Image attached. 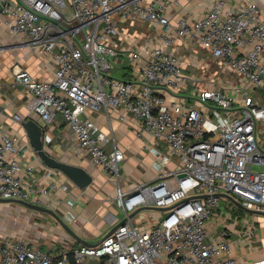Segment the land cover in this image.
<instances>
[{"label": "built area", "instance_id": "obj_1", "mask_svg": "<svg viewBox=\"0 0 264 264\" xmlns=\"http://www.w3.org/2000/svg\"><path fill=\"white\" fill-rule=\"evenodd\" d=\"M180 1L0 0L5 27L55 66L51 80L15 66V81L31 96L27 107L46 124L63 118L78 146L118 182L113 202L128 219L94 246L64 242L50 252L28 239L0 238V264H239L228 230L213 236L207 222L220 206V194L264 212V103L257 97L264 89V1L208 0L201 16H183L173 24L168 8ZM116 18L146 21L159 30L161 43L120 49L114 41ZM180 39L193 40L231 69L232 86L214 83L184 93L188 78L171 50ZM124 54L132 78L111 73ZM101 108L108 114L130 112L143 132L166 144L158 152L162 168L155 182L121 187L124 152H107L108 134L82 117ZM119 118L126 120V113ZM19 143L12 133L0 142V197L41 203L47 189L32 183L35 167L8 157ZM200 195L206 197L193 198ZM146 206L171 208L152 209L164 214L154 212L157 218L143 226L130 214ZM109 219L119 218L110 212Z\"/></svg>", "mask_w": 264, "mask_h": 264}, {"label": "crops", "instance_id": "obj_2", "mask_svg": "<svg viewBox=\"0 0 264 264\" xmlns=\"http://www.w3.org/2000/svg\"><path fill=\"white\" fill-rule=\"evenodd\" d=\"M255 1L263 2L264 0ZM207 4L208 0H181L178 5L168 8L170 21L175 24L183 16L199 17L205 12ZM2 19L0 15V46L5 42V45H2L5 46L3 51H0V142L5 133L17 134L20 137L17 150L10 153L8 157L25 161L35 167L36 173L32 177V183L36 187L47 189L46 194H41L40 204L55 209L83 238L89 242H96L95 240L102 239L113 226L123 220L121 218L112 223L109 217H106L107 212L117 214L112 206H114L113 200L118 182L110 181V174L95 165L91 160V155L78 146L70 127L60 115L55 117L52 124H46L40 114L29 110L27 104L31 96L24 85L15 81V66L27 69L36 78L49 80L54 78L55 66L47 60V57L40 56L31 46L17 42L19 38L5 27ZM116 20L119 35L115 37L114 41L120 49L127 48L131 51L141 48L146 50L161 43L159 30L146 21L133 23L130 20L117 18ZM140 22L146 25L145 28L139 27ZM4 30L7 32L3 34ZM171 50L181 60L190 91L195 87L200 89L205 88L204 85L209 86V82H212L211 80L217 74L227 77V70L225 72L221 70L216 59L191 39L177 40ZM117 67L121 70V73L117 74L118 76L134 77L135 72L129 65L126 54L122 55ZM230 72L232 74V70ZM234 81L236 79H232L231 83ZM123 113H126L127 116L124 121L119 118ZM14 114H20L22 120L14 119ZM83 118L92 119L101 130L108 134L110 141L105 145L107 152H112L115 148H120L124 152L125 159L120 163V185L123 189L134 188L140 182L152 183L160 177L162 166L158 159V152L165 151L166 144L163 141L158 142L149 133L143 132L141 121L133 114L124 112L123 109H116L108 114L104 108H101L96 111H88L83 115ZM31 119L44 126L43 140L48 153L57 159L85 168L94 177L92 184L80 188L65 173L50 168L44 163L38 151L33 147L24 127V124ZM261 145L264 148L262 139ZM174 167L175 162H171L169 168ZM222 198L227 199L228 202L224 203L221 199L220 206L215 211L216 214L207 222L208 230L213 236H217L222 229L228 230L233 255L239 264H264V215L254 213L249 215L246 212L243 217L239 215L238 220H236L237 217L223 215L221 214L222 204L224 203L229 209H232L231 205L234 206V204L229 198L225 196ZM17 205L28 209L20 204ZM3 209L0 202V228H4L5 221L11 223L10 226L16 225L15 220L18 218L2 216ZM22 212L26 221L24 218V223L21 225L37 230L36 236L28 239L29 241L42 248L46 246V251L50 252L58 250L62 246H56V243L49 239L61 241V244L65 240L64 242L71 246H76L72 244L75 240L65 231H58L56 225L49 218L47 227L50 228V232L38 227L34 228L32 225L34 222L30 219V215L27 212ZM235 215L238 214L235 212ZM49 217L52 216L49 215ZM30 223L31 225L27 226ZM5 229L0 230V238H5V236L17 238L13 235H17L20 231L16 228L13 231ZM245 230H250L252 233L245 235ZM40 235L46 241L39 239Z\"/></svg>", "mask_w": 264, "mask_h": 264}, {"label": "water", "instance_id": "obj_3", "mask_svg": "<svg viewBox=\"0 0 264 264\" xmlns=\"http://www.w3.org/2000/svg\"><path fill=\"white\" fill-rule=\"evenodd\" d=\"M24 127L29 135V138L31 140V143L35 150L38 151L39 156L43 159L44 163L53 169L60 170L61 172L65 173L78 187L85 188L93 183L94 177L83 167L74 165L68 162H65L63 160L57 159L54 156L50 155L48 151L45 149V143L43 140V136L45 134V128L43 125L38 123L36 120L31 119L28 120ZM221 196H225L229 198L238 208L248 212V213H254V214H262L264 215V212L254 210L247 208L245 205H243L240 201L235 199L234 197L228 195V194H220ZM203 198L206 197L205 195L200 196H194L193 198ZM0 202H16L30 210H34L37 212H42L45 214H48L52 216L58 223L61 224L63 230L76 242L86 245V246H94L97 245V243H91L87 241L85 238H83L74 228H72L65 219L60 216V214L53 208L40 204V203H32L21 199H14V198H1ZM171 207H152V206H146L141 207L135 210L130 214V218L136 216L138 213L144 211V210H158V211H166L170 209ZM128 219L124 218L120 222H118L115 226L112 227V229L101 239L104 240L106 237H108L110 234H112L119 226L123 225Z\"/></svg>", "mask_w": 264, "mask_h": 264}, {"label": "rangeland", "instance_id": "obj_4", "mask_svg": "<svg viewBox=\"0 0 264 264\" xmlns=\"http://www.w3.org/2000/svg\"><path fill=\"white\" fill-rule=\"evenodd\" d=\"M2 22H3V19H2ZM145 26L146 25L143 22L139 23V27L140 28L143 29V28H145ZM148 30H149V28H148ZM5 32H7V31L4 30L3 34ZM17 42L22 44L20 38H19V41H17ZM2 45H5V42H3ZM2 45L0 46V51H3V49L5 47V46H2ZM217 64L220 66V69L223 70L224 72H225V70H227V77L217 74L215 76V78L213 80H211V81H215V80H219V81L218 82H209L208 81L209 82L208 85L211 86L214 83H217L218 85H223V86H227V87L232 86L231 80L235 79V74L233 73V71H232V74H231V72H230L231 69L224 67L219 62H217ZM111 73L113 75H115V74L117 75L118 73H121V70L118 67H116V68L111 70ZM204 86H207V85H204ZM185 92H190V90L186 89V90H184V93ZM257 95H258L257 97L259 99H261V101L264 103V89L263 90H258L257 91ZM82 117H83V115H82ZM260 131H261L260 136H261L262 142L264 143V122H261V124H260ZM110 178H111V179H109L110 181H112V182L116 181V179L113 178L111 175H110ZM221 199H222V201L224 203L228 202L227 199H225V198H221ZM224 203L222 204V209H221L222 213L221 214L226 215V216H230L231 215V217L232 216H234V217H240V216L243 217V216L246 215V211H244V210H242L240 208L238 209V208L234 207L233 205H231L232 209H229V208L226 207V205ZM1 204L4 207V209L2 210L3 212L1 213L2 216L5 217L6 215H8L10 217H13L15 219L18 218V219L15 220L16 225H14V226H10L11 223L9 224V222L5 221L6 223L3 224L4 228H0V230H6L5 228H8V229H10V231H13L16 228V230L17 229L20 230V231H18L17 235H13V236H15L17 238H24V239L25 238L26 239L34 238L36 236V231H37L36 229H28V228H25L24 226L21 225L22 223H24V218H25V217H23V212L22 211L27 212L30 215V219H32V221L35 223V225H34V223H32L34 228L38 227V228H40L42 230H47L48 232H50V228L47 227V224H48L47 220L49 218V220H52L53 223L56 225V229L58 231L60 230V231L64 232L61 224L58 223L55 219H53V217H49L48 214H45V213H42V212H37V211H34V210H30V209H23L21 207H18V205H17L18 203H16V202H1ZM112 209L115 212H117V216H118L119 219L124 217V209H123L122 206H119V205L114 203V206H112ZM233 210L238 215H235V212L233 213ZM153 212H158V211L144 210V211L138 213L133 218H134V220L136 222L140 223L141 225L147 226V225H149L151 222H153L157 218V214L154 215ZM147 213L149 215L153 214L154 216L145 218L144 216ZM158 213L164 214V212H158ZM248 214L252 215L253 213H248ZM109 216H110V213L107 212L106 217L108 218ZM25 221H26V218H25ZM30 225H31V223L29 225H27V226H30ZM9 237H12V236H9ZM39 239H42V241H46L43 238V236H41V235L39 236ZM100 239H97V240H95L96 242H91V243H97L98 240H100ZM49 240L50 241H54V243H56V246H58V247L63 246L64 245V241H65V240H63V242H62L63 244H61V241H55L54 239H49ZM45 248H47V247L45 246L43 249H45ZM45 250H47V249H45Z\"/></svg>", "mask_w": 264, "mask_h": 264}]
</instances>
